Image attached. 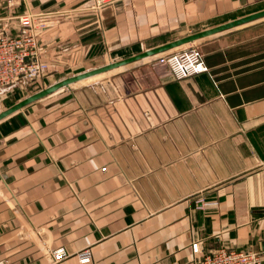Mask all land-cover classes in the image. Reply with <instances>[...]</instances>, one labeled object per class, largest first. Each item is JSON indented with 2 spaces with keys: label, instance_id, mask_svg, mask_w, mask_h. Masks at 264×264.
<instances>
[{
  "label": "crops",
  "instance_id": "crops-1",
  "mask_svg": "<svg viewBox=\"0 0 264 264\" xmlns=\"http://www.w3.org/2000/svg\"><path fill=\"white\" fill-rule=\"evenodd\" d=\"M94 5L0 0V35L21 33L18 15L47 13L39 40L49 55H64L61 38L77 57H98L99 33L120 61L255 13L264 0H113L87 20L52 19ZM240 28L0 121V264H194L221 248L264 259V35ZM190 47L209 72L174 79L161 59ZM59 248L67 257L57 263Z\"/></svg>",
  "mask_w": 264,
  "mask_h": 264
},
{
  "label": "built area",
  "instance_id": "built-area-1",
  "mask_svg": "<svg viewBox=\"0 0 264 264\" xmlns=\"http://www.w3.org/2000/svg\"><path fill=\"white\" fill-rule=\"evenodd\" d=\"M113 0H95V8H100ZM12 3V2H11ZM48 14H34L28 11L18 15L16 21L21 29L19 35H0V93L23 88L24 84L34 83L45 75L49 64L44 58L46 49L40 45L39 37L46 28ZM174 79L182 80L209 72L203 53L196 47H190L161 59ZM192 250L198 253V245ZM67 257L63 248L53 251L55 262ZM82 261L91 258L90 252L80 255ZM194 264H264L262 255L254 250H229L221 248L195 259Z\"/></svg>",
  "mask_w": 264,
  "mask_h": 264
},
{
  "label": "rangeland",
  "instance_id": "rangeland-1",
  "mask_svg": "<svg viewBox=\"0 0 264 264\" xmlns=\"http://www.w3.org/2000/svg\"><path fill=\"white\" fill-rule=\"evenodd\" d=\"M105 5H107V4H105ZM261 10H264V7H262V5L259 7L258 11H261ZM98 11L99 10H97L95 8V5L89 6L87 8H80V9L72 8V9L62 10V11L58 12L60 14L56 17H54L55 15H52L53 16L52 19H54V20L60 19V21L63 19L75 20L76 16L79 15V18L84 17V19L87 20V19L91 18V17L87 16L88 14L91 13L93 15V13H94V14L98 15ZM258 11H256V12H258ZM60 21H58V22H60ZM73 26H74L73 29L77 30L76 25L74 24ZM89 27H90V25H89ZM240 29H244L247 36L252 35V34L264 35V18H262L260 20H256L254 22H251L249 24L243 25V26H241ZM84 31L85 32L88 31L87 34H89V35H87V36L89 37V40L92 41V39H91L92 34H90V33H92L91 29L84 30ZM96 34H97V36H95L96 37L95 41L97 42L96 46H101V48H100L99 55H97L98 57H95V58H94V56H96L95 54L94 55L86 54V55H84V56H86V58H84L82 56L83 54L82 55L80 54V56L77 57L76 50H79V49L74 47V44L66 42L61 38H58L57 40H58V43H61V44H59V48H61L64 51V55L62 57H60L59 55L58 56L53 55V53L51 55H49V52H47V45L44 44L43 39H40L39 40L40 45H44L45 49H46V53L44 55V58H46V61L49 64V68H48L46 74L34 83L24 84L23 88L12 89V90H8V91L2 93V95H0V112L8 109L9 107L16 104L20 100L28 97L29 95L34 94V93L52 85V84L60 81L63 78L71 77V76L86 72L88 70L98 68L99 66L102 67L104 65L114 63V62L118 61V59L120 57H123V55L118 54L117 56L113 55V57L111 59V56L109 54H112V52L109 51V49L106 46V43H103L102 35L99 33H96ZM54 37L57 38L56 36H54ZM260 42H261V45L264 46V39L261 40ZM83 58H84V60H83ZM96 58H97V60H96ZM95 66H98V67H95ZM108 75H109V73L101 74V75L92 77L88 80H84V81L78 82L76 84H73L69 87L60 89L56 93L52 94L49 97V99L61 97L62 95H63L62 97H65L66 95L74 93L78 88L82 87L83 85L93 83L95 81H98L100 79L107 77Z\"/></svg>",
  "mask_w": 264,
  "mask_h": 264
},
{
  "label": "water",
  "instance_id": "water-1",
  "mask_svg": "<svg viewBox=\"0 0 264 264\" xmlns=\"http://www.w3.org/2000/svg\"><path fill=\"white\" fill-rule=\"evenodd\" d=\"M264 18V10L249 14L247 16H244L242 18H239L237 20L219 25L217 27L214 28H210L198 33H194L192 35H189L187 37H184L182 39H178L176 41L167 43L165 45L150 49L148 51H144L142 53H139L137 55H134L132 57L120 60V61H116L114 63H110L107 65H104L102 67H98L92 70H88L86 72L71 76V77H67V78H63L60 81L34 93L29 95L28 97L20 100L19 102H17L16 104L12 105L11 107H9L8 109L1 111L0 112V121L6 119L7 117L23 110L24 108H26L27 106L36 103L40 100H43L47 97H49L50 95L56 93L57 91H59L60 89L69 87L73 84H76L78 82L90 79L92 77L101 75V74H105L109 71L124 67L126 65H129L131 63L164 53L168 50H171L173 48L182 46V45H186L189 43H193L196 42L200 39L203 38H207L210 36H213L215 34H218L220 32H224L239 26H243L246 24H249L251 22H254L256 20H260Z\"/></svg>",
  "mask_w": 264,
  "mask_h": 264
}]
</instances>
